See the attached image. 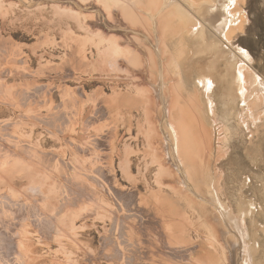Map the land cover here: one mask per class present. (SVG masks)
<instances>
[{"label":"rangeland","instance_id":"obj_1","mask_svg":"<svg viewBox=\"0 0 264 264\" xmlns=\"http://www.w3.org/2000/svg\"><path fill=\"white\" fill-rule=\"evenodd\" d=\"M101 1L0 0V264H247L249 253L264 264V0H241L243 29L230 42L215 36L212 55L189 32L169 42L182 64L174 92L192 113L187 134L195 138L202 124L211 143L207 165L193 177L165 113L164 88L180 72L165 66L170 53L157 18L147 15L156 30L149 35L112 7L119 2ZM188 10L203 24L199 11ZM220 17L205 20L209 35ZM116 45L131 49V59ZM147 50L158 65L143 69ZM218 56L204 89L197 77ZM240 64L258 77L256 102L243 101L227 77ZM155 75L156 107L147 98ZM202 91L192 108L191 96ZM119 95L125 101L113 109ZM165 139L167 176L159 162ZM140 207L166 220L171 243L199 249L188 251V261L173 259L159 228L135 215ZM5 235L16 247L4 244Z\"/></svg>","mask_w":264,"mask_h":264},{"label":"bare ground","instance_id":"obj_2","mask_svg":"<svg viewBox=\"0 0 264 264\" xmlns=\"http://www.w3.org/2000/svg\"><path fill=\"white\" fill-rule=\"evenodd\" d=\"M106 1H105V3H106ZM115 1L120 3V4H118V3L115 4V5L118 4L119 7H116V6H112V7H115V9L116 8L118 9V8L121 7L122 8L121 11H122L123 17L128 19L130 22L134 23V25H141L145 29L147 34H149V35L153 34L157 30V34H158L160 43L163 45L164 52L170 53V59L167 60V62L165 63L166 68H169L170 72H171L170 69H172V68H174L175 70L178 69L179 72H180L181 71V67H182V64L178 63V60H177L176 56L174 55V53L170 49L169 42H170L171 39H174V38H176V37H178L180 35H183L185 32L186 33L189 32V33L193 34L195 37L199 38L200 42L198 44V47L199 46L203 47L204 45H206V51L212 55L213 54V49L212 48L217 43L215 36L218 35V37L219 36L222 37L223 40H225L227 42H230L231 39L233 38L234 34L237 31L243 29L244 22L246 20V14L244 13L243 8L241 7V0H167V1H165V0H115ZM115 1L113 0V2H115ZM185 1L188 3V5L185 3ZM107 3H111V2L108 1ZM108 6H110V4H108ZM188 6L191 7L192 9H194V10L199 11L202 14V16H203V24H201L202 22L200 23L199 20L196 19L197 18L196 16H195L196 17L195 18L193 15H191V12L188 10ZM112 10L114 11V9H112ZM112 10L110 9V11H112ZM149 12L151 14H153L154 17L157 18L156 19V21H157L156 22L157 23L156 30L154 32H152V28L148 25V22H147L148 18L150 17V15L147 16ZM106 13H107V11H106ZM114 13L110 12V15L113 14L112 18H114ZM218 14H220V16H221L220 20H219L220 22L217 25H215V31H213V32L211 31L212 35H209L210 29H208V31H206L205 20H210L212 17H216ZM110 40H113V39L111 38ZM159 40H157V41L159 42ZM219 40H221V39H219ZM156 47H157V45H156ZM113 48H114L115 51H117V53L119 55L122 54L124 57L126 56L127 59L128 58L131 59V57H132V56H130L131 49H129L127 47H123V46L122 47L121 46H117V45L114 46ZM113 48H111V49H113ZM202 50H204V48ZM147 51H148L147 54H148L149 58L146 60V62H144L141 59L142 60V64H141L140 67L141 68L143 67V69H144V67H147V66L150 68V67H156L158 65L157 64V60H156V58L153 55V51L152 50H147ZM155 51H157V50H155ZM232 51H233V49H232ZM203 52H205V51H203ZM158 58H160V57H158ZM219 58H220V56H218L217 60H216L215 57H212L211 60L209 61V63H207V64H209L208 66H206L208 68L207 71L200 73L198 75V77H197L196 83H198V85L203 84L204 89H205V85H207V84H209L211 82L210 79L207 77V74L209 72H212V70L214 68L218 67L217 63H218V59ZM135 59H136V57H135ZM220 59H222V58H220ZM128 62H130V60ZM190 62H192V61H190ZM115 64H116V67L118 65H121V64L114 63V65ZM120 67H117L116 69L118 70ZM230 67H231V71L230 70L227 71V77H229L231 79L232 87H235L238 90L242 100L245 101V102L248 101V100H253L254 102H256L257 100H260V95H259V90H258L259 80H258V77L256 76V74L254 73V71L252 69H250L248 66H246L245 64H240L237 67V69H234V70H233L232 66H230ZM141 68L138 69V70L143 71ZM179 72H177V73H179ZM179 77L180 78H178V79L175 78V80L172 81V83H170L166 87V89L163 87L164 90H165V95L168 96V99H167L168 101H167V104H166V107H165V113H166V115H168V117L170 119V121H169V129L172 131L173 136L175 138V142H176L175 147L177 146L176 149H177L178 153L180 154V157H181L183 163L184 164L186 163L188 165L189 172H190V174L193 177V176H195V175L200 173L201 169L203 168L202 165H207V161H208L209 157L211 156V143L209 141V137H208L209 135L206 133V129L204 128V125H202V124H199L198 136L193 138V137L190 136L189 132L187 134V130L190 131V128H191V126L193 124L192 123L193 121H190L188 119L190 115L192 116V113L190 112L191 108L189 106L187 108L186 105H181L180 104L178 96L174 92V90L177 89L176 85H178V84L180 85L181 82H183V79L181 78V72H180ZM153 80H154L153 81L154 84H150L151 86H149V89L147 90L149 92L147 98H148L149 103L150 104H154V106L156 107L160 103V101H159V93H158L159 92V84L157 83L156 75L154 76ZM161 86H163V85H161ZM170 89L172 90V92H171V94L170 93L168 94L167 92ZM144 90H146V89H144ZM140 92H142V89L138 88V93H139L138 97L141 96L143 99H145L144 96ZM191 97L193 98V103H194V106H195V107L194 106H191V107L192 108H196V105L198 103L201 104L200 97H202V99L204 97L203 96V91L199 92V94L197 93L195 96H191ZM115 100L116 101L113 102V107H112L113 109L120 107L121 104H122V101L123 102L125 101V100H123V98L120 95L117 96ZM201 109L202 110L204 109V107L202 105H201ZM202 118H203V116H202ZM167 141H166V139L164 140V143H163L164 152L162 154V157L159 159V162H160V165H161V169H163L164 172H165L164 174H166V172L168 173V172L172 171L171 170L172 167L170 165H168V163H167L170 160L171 156H172L171 155V151L169 150V143ZM166 176H167V174H166ZM76 190H78V189H75V191ZM85 194H86V192H85ZM133 194L135 195V197L138 198V195L135 192H131L130 193V195H133ZM133 196H131V199H132ZM75 198H77V197H75ZM78 198H80V197H78ZM72 203H74V202H72ZM220 204H221L222 210L223 211L226 210V207H225L226 205H224L223 202H220ZM211 205L214 206L213 204H211ZM214 207H216V206H214ZM146 209L147 208L140 207V209L137 211V213H135V215H137L139 218H142V220L144 219L147 223H150V224L153 225V226H150V227H153V228L154 227H158L159 228L158 236H159L160 240L162 241V246H165L164 248L162 247V249L166 248L167 250H169V251H167V253L173 259L174 258L178 259L177 261H182V262L183 261H188V257H189L188 251L196 250V247L198 248L199 245L197 244L198 246H196V244H193V245H190V247H188V245L186 243H182V242H180L179 245H177V243H171L172 241H170L169 238L172 240V237L169 234V228H167V226L164 223L166 220L164 221L162 216L159 217V216H157V214H155L154 212H151V211H150V213H148V215H145V212L148 211ZM217 210H218V207H217ZM228 210L229 209L227 208V211ZM220 213H223V212L221 211ZM239 216H240L238 218L239 220L238 219L237 220L240 222L242 228H245L244 227L245 217H244V215H239ZM212 218L213 219L214 218L217 219L218 217L213 215ZM115 223H117V220H116ZM210 224L212 225V227H214V225L216 226V220H214V222L211 221ZM236 224H238L237 221H236ZM122 225H120V226L121 227L125 226L124 224H122ZM115 226H117V225L115 224ZM112 227H114V225ZM114 230H116V229H114ZM243 231H244V233L242 234L243 238H244L243 240H244L245 246H247L246 245V240H245L246 230L243 229ZM126 232L128 233L129 231H126ZM143 234H145V233H143ZM2 239L4 241V244H6L7 246H9V247L15 246L16 247V244L13 242L12 238L9 237V235L8 236H6V235L3 236ZM147 239L148 238H146V240ZM130 241L132 242V240H130ZM132 244H134V242ZM123 245H125V244L123 243ZM160 248H161V246H160ZM203 249L204 248L200 249L199 253L203 254V251H204ZM250 251H251V249H250ZM191 254H192V252H191ZM208 257H211V256H208ZM205 258H206V256H205ZM201 260H203V259H201ZM201 260H199V261H201ZM212 261L214 262L215 260L212 259ZM198 263L202 264V262L201 263L198 262ZM247 264H255L254 261H253V258L251 256V253H249V259H247Z\"/></svg>","mask_w":264,"mask_h":264}]
</instances>
